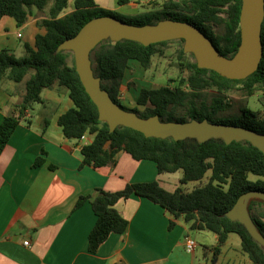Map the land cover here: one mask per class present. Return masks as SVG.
I'll use <instances>...</instances> for the list:
<instances>
[{"label": "trees", "instance_id": "obj_1", "mask_svg": "<svg viewBox=\"0 0 264 264\" xmlns=\"http://www.w3.org/2000/svg\"><path fill=\"white\" fill-rule=\"evenodd\" d=\"M70 1L0 0V19L11 17L19 26L27 22L34 8L41 12L48 9V17L38 23L45 32L36 36L34 47L25 45V56L18 58L11 50H0V85L4 79L15 83L25 81V94L17 105L18 114L5 117L0 125V157L26 111L34 104L44 102L42 92L56 85L64 87L75 104L59 118L64 135L75 140H80L85 134L93 137L91 143L82 147L83 167L114 166L118 153L125 151L137 161L154 162L160 174L181 171V185L201 183L210 173L206 183L188 192L181 186L170 192L154 181L128 184L117 192L97 189L95 196L81 197L75 208L90 200L97 217L89 234L88 248L91 253H96L111 234H123L127 230L129 222L119 213L116 205L121 199L137 195L162 206L174 219L184 218L193 230L216 234L219 242L214 248L216 255L229 236L237 234L242 251L251 263L264 264V246L253 238L243 223L228 216L243 194L253 190L264 192V153L246 140L230 144L222 138L205 142L196 138L176 141L172 137H146L125 126H119L112 132L109 124L100 120L98 107L80 80L73 51L59 49L65 40L76 36L91 20L114 16L137 26L157 25L166 20L189 22L200 28L223 56L233 58L242 41V0H164L160 8L135 16L104 9L95 0H74V9L65 13ZM130 2L118 0L120 6ZM215 26H221V31H215ZM173 41L181 43L178 58L189 71L186 79L188 88L168 85L143 88L137 105L143 106L144 111L124 106L120 95L126 72L131 69L130 61L138 62L148 70L153 57L163 55ZM262 41L260 65L256 72L243 80L228 79L214 70L200 68L195 55L185 52L184 39L149 46L131 40L114 42L106 39L91 52L92 69L101 81V88L108 92L111 99L140 118L159 116L163 122L178 123L208 120L239 125L264 134V115L243 108L239 116L223 119L219 115L231 104L224 97L216 95L208 101L204 95L209 89H216L219 93L242 91L248 97L264 92V21ZM44 162V157H38L35 167ZM247 211L252 223L264 236V200L250 199ZM174 224L172 220L171 229Z\"/></svg>", "mask_w": 264, "mask_h": 264}, {"label": "crops", "instance_id": "obj_2", "mask_svg": "<svg viewBox=\"0 0 264 264\" xmlns=\"http://www.w3.org/2000/svg\"><path fill=\"white\" fill-rule=\"evenodd\" d=\"M35 11L22 26L8 16L0 19V50L23 57L26 44L34 47L36 36L45 32ZM24 94L25 81L1 82L0 125L18 114ZM42 97L43 103L26 111L0 157V264H252L241 241L227 246L232 234L216 255V234L193 230L184 218L174 219L162 206L137 195L116 205L129 222L127 230L111 234L91 253L89 234L97 217L90 200L75 208L81 197L95 196L97 189L117 192L128 184L154 181L170 192L177 188H168L170 177L160 174L154 162L137 161L125 151L118 153L114 166L83 167L82 147L93 137L68 139L59 125L60 116L75 107L69 91L56 85ZM38 157L45 162L35 167ZM193 231L202 232L198 239ZM187 237L197 243L193 253L185 249Z\"/></svg>", "mask_w": 264, "mask_h": 264}, {"label": "water", "instance_id": "obj_3", "mask_svg": "<svg viewBox=\"0 0 264 264\" xmlns=\"http://www.w3.org/2000/svg\"><path fill=\"white\" fill-rule=\"evenodd\" d=\"M263 21L264 0H242V41L233 58L223 56L213 41L189 22L166 20L157 25L137 26L114 16H101L91 20L76 36L65 40L59 49L73 51L80 80L98 107L100 120L107 122L112 132L119 126H125L143 133L146 137H172L176 141L196 138L199 142H205L212 138H222L230 144L233 141L246 140L264 153V134L246 127L208 120L163 122L159 116L143 119L134 112L124 110L101 88V81L95 77L91 61V52L106 39L114 42L131 40L144 46L184 39L185 52L195 55L200 68L214 70L228 79L243 80L257 71L263 58ZM252 198L264 200V192L253 190L243 194L228 216L243 223L253 238L264 246V236L252 223L247 211V203Z\"/></svg>", "mask_w": 264, "mask_h": 264}, {"label": "rangeland", "instance_id": "obj_4", "mask_svg": "<svg viewBox=\"0 0 264 264\" xmlns=\"http://www.w3.org/2000/svg\"><path fill=\"white\" fill-rule=\"evenodd\" d=\"M95 2L98 6L107 10L116 11L121 15L135 16L160 8L164 0H131L129 4L124 6H120L118 4V0H95ZM73 9L74 0H71L66 11L69 12ZM35 14L36 18L39 20L38 22H41L44 18L48 17V9L44 12L36 10ZM214 29L215 31L220 32L221 26H215ZM180 48V42H171L165 48L163 55H155L153 57L152 65L148 70H145L138 62L130 61L131 69L126 72L120 95V99L124 106L129 109L138 108L141 111H144L143 106L137 105V98L143 88L153 89L166 85L173 88H188L186 79L189 76V71L181 63V61H179L178 53ZM16 56L22 57V54L18 53ZM5 81H8V79H5ZM204 95L208 101H210L213 96L218 95L224 97V99L231 104V107H229L228 110L219 115L220 117H223V119H226L227 117L239 116L241 114V109L243 108H249L260 115H264V92H257L254 96L248 97L242 91L219 93L216 89H209L204 92ZM165 175H167L166 177H170L171 181L168 188L174 190L175 188L181 186L188 192L197 186L206 183L210 173L207 174V177L201 183H190L188 185L180 184L179 178L182 177L181 171ZM198 233L202 232L193 231L195 237ZM230 245H240V238L237 234H232L230 236L227 246ZM211 258V260L216 263V256L212 255Z\"/></svg>", "mask_w": 264, "mask_h": 264}, {"label": "built area", "instance_id": "obj_5", "mask_svg": "<svg viewBox=\"0 0 264 264\" xmlns=\"http://www.w3.org/2000/svg\"><path fill=\"white\" fill-rule=\"evenodd\" d=\"M87 136H88V134H85L84 136L81 137L80 140H85L87 138ZM28 244H29V242L26 241L25 245H28ZM196 248H197L196 241L193 238H191V237H187L186 241H185V249H186V251L188 253H193L196 250Z\"/></svg>", "mask_w": 264, "mask_h": 264}]
</instances>
